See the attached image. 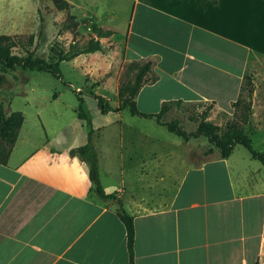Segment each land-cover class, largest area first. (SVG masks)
<instances>
[{"label": "crops", "instance_id": "1", "mask_svg": "<svg viewBox=\"0 0 264 264\" xmlns=\"http://www.w3.org/2000/svg\"><path fill=\"white\" fill-rule=\"evenodd\" d=\"M66 1L79 19L114 32L95 36L101 51L66 62L115 53L123 63L149 62L135 97L144 113L169 101L229 113L243 97L244 75L264 55L258 24L264 0ZM115 35L123 37L121 51L106 50L104 40ZM13 87L3 80L0 101L6 115L20 111L24 120L0 162V264H131L118 201L134 221L133 264H264V163L250 153L232 164L234 149L225 158L216 150L193 164L178 144L164 145L146 127L126 123L128 109L116 101L109 112L90 116L100 183L114 194L100 198L85 164L69 154L89 139L76 106L67 122L47 110L59 95L25 99L35 111L26 112L14 106ZM248 99L251 107L258 102L255 94ZM150 102L155 108L140 105ZM105 177L121 180L113 185Z\"/></svg>", "mask_w": 264, "mask_h": 264}, {"label": "rangeland", "instance_id": "2", "mask_svg": "<svg viewBox=\"0 0 264 264\" xmlns=\"http://www.w3.org/2000/svg\"><path fill=\"white\" fill-rule=\"evenodd\" d=\"M76 13L73 7L67 10H57L52 0H0V34L19 36L23 40L25 47L13 48L14 54L25 56L27 49L34 52V57L53 62L59 52L68 50L71 45H73V49L81 48L90 38L95 37L93 31L82 23V19H79ZM74 22L78 24L76 27L72 26ZM258 24L260 28L259 41L262 42L264 40V22L260 19ZM116 26L122 29L124 22L118 21ZM29 39H31V43L28 42ZM103 43L106 50H113L114 46H117L116 49L121 51L123 37L115 35L108 41L104 40ZM120 57V53H115L102 60L85 57L75 62L61 61L62 79H57L45 71L23 70L18 66L14 70L8 69L5 72L1 71L0 66V73L3 74L5 83L14 84L13 89L18 92L14 96V106L22 108L26 112L34 113L35 111L24 107L25 99L39 101L49 96L51 98L59 95L60 101L55 105L50 104L47 110L53 113L60 111L63 114L61 121L67 122L73 115L71 106H76L74 108L76 112L79 105L78 100L82 98L84 101L82 107L86 118L80 120L85 127H88L91 125L89 123L90 116L98 109L94 94L103 96L110 105H115L118 101L119 88L133 80L135 69H129L130 62L123 63ZM255 61L250 69L253 79V94L258 99L254 107H251L252 101H249L247 91L244 89L243 97L229 113H213L210 110L207 120L219 126L220 132L225 129L228 122L236 123L252 139V148L264 154V55L259 54ZM249 102V115L244 121L242 115ZM140 105L146 108L145 110L155 108L153 102L147 104V107L141 103ZM207 106L208 104L202 102L181 103L172 107L162 116L161 120L171 122L177 119L181 128L191 132L197 127L201 114ZM124 113L126 123L132 122L130 124L146 127L148 135L153 139L162 141L164 145L166 143L178 144L180 152L185 150L193 164L202 162L217 150L203 136L185 141L168 131L165 126L158 124L154 118L130 120L132 118L128 110H125ZM49 118L50 116L45 115L44 121L49 120L53 125L54 121ZM61 124L58 123L56 127L62 129ZM68 127L69 130L74 127V124H68ZM246 159H250L248 150L242 145H236L231 156L232 164L238 160ZM255 163L261 165L259 161ZM105 179L107 183L117 185L121 177H105Z\"/></svg>", "mask_w": 264, "mask_h": 264}, {"label": "trees", "instance_id": "3", "mask_svg": "<svg viewBox=\"0 0 264 264\" xmlns=\"http://www.w3.org/2000/svg\"><path fill=\"white\" fill-rule=\"evenodd\" d=\"M52 3L57 10H67L70 8V4L66 0H52ZM70 17L72 18V16ZM82 23L89 27L96 37H108L114 33L112 30H105L98 27L96 24L90 22L89 19H83ZM77 25L78 24L76 22L72 24L73 27H76ZM28 42L31 43V39H29ZM17 46L21 48L25 47V43L19 36L0 34V66L2 72H5L8 69L14 70L18 66L23 70L45 71L57 79H62V72L59 65L61 61H69L79 54L102 50L100 41L94 37L90 38L81 48L73 49V45H71L68 50L59 52L56 60L51 62L44 58L34 57V52L27 49V54L25 56L14 54L12 49ZM150 67L149 62H130L128 68L135 69L134 77L131 82H127L119 88L118 109L126 108L132 115H137L143 118H154L158 124L165 126L168 131L181 137L185 141H188L191 138L203 136L219 151L221 157H228L236 145H242L248 150L253 159H257L264 163V154L252 148V139L248 137L236 123L228 122L225 129L220 132L219 126L207 120L211 106H207L202 112L201 119L199 120L197 127L191 132H187L181 128L178 125L177 119H174L171 122H164L161 120L162 116L170 111L172 107L181 104L180 101L163 102L157 113H144L139 111L136 107L135 97L138 94ZM3 80V74L0 73V87L2 86ZM243 87L247 91L248 98H250L253 93V82L250 75H244ZM94 98L96 99L98 109L101 113L105 114L112 110V107L103 96L94 94ZM78 101L79 105L76 110L77 117L79 119H85L86 113L82 107L84 101L82 98ZM245 108V113L242 115L244 121L247 120L249 115L250 102ZM23 120L24 116L20 111H13L9 115H6L4 112V106L0 101V162H6L17 139L18 131L23 123ZM88 134V143L84 146L71 149L69 154L71 157H77L80 162L85 164L94 192L100 198H112L114 197V194H106L100 183L98 158L91 142V126L89 125ZM118 203L119 206L117 208V215L123 222L126 229L129 257L131 264H133V242L135 235L134 221L133 217L123 208L121 201H118Z\"/></svg>", "mask_w": 264, "mask_h": 264}]
</instances>
